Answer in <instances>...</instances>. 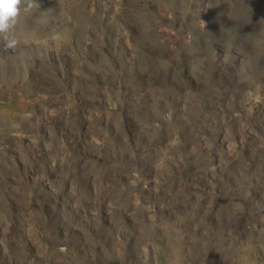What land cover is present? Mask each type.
Segmentation results:
<instances>
[{"label": "rangeland", "instance_id": "374dc122", "mask_svg": "<svg viewBox=\"0 0 264 264\" xmlns=\"http://www.w3.org/2000/svg\"><path fill=\"white\" fill-rule=\"evenodd\" d=\"M0 38V264H264V0H38Z\"/></svg>", "mask_w": 264, "mask_h": 264}, {"label": "clouds", "instance_id": "9594fccd", "mask_svg": "<svg viewBox=\"0 0 264 264\" xmlns=\"http://www.w3.org/2000/svg\"><path fill=\"white\" fill-rule=\"evenodd\" d=\"M39 7L38 0H0V38L5 47L14 49L18 41L14 38V30L22 11Z\"/></svg>", "mask_w": 264, "mask_h": 264}]
</instances>
